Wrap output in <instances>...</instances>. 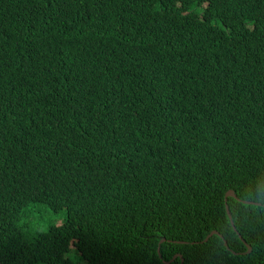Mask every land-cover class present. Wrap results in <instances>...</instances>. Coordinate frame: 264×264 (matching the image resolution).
<instances>
[{"label": "trees", "instance_id": "1", "mask_svg": "<svg viewBox=\"0 0 264 264\" xmlns=\"http://www.w3.org/2000/svg\"><path fill=\"white\" fill-rule=\"evenodd\" d=\"M0 264H264V0H0Z\"/></svg>", "mask_w": 264, "mask_h": 264}, {"label": "rangeland", "instance_id": "2", "mask_svg": "<svg viewBox=\"0 0 264 264\" xmlns=\"http://www.w3.org/2000/svg\"><path fill=\"white\" fill-rule=\"evenodd\" d=\"M29 209L31 215L27 221L31 226L40 230L46 229L49 225L58 221L65 220L67 217L66 209L54 212L45 204H33Z\"/></svg>", "mask_w": 264, "mask_h": 264}, {"label": "water", "instance_id": "3", "mask_svg": "<svg viewBox=\"0 0 264 264\" xmlns=\"http://www.w3.org/2000/svg\"><path fill=\"white\" fill-rule=\"evenodd\" d=\"M229 196H234V197H236V193H235V191L234 190H229L227 193H226V203H228V197ZM227 211H228V214H229V216H230V218H232V215H231V211H230V208H229V205L227 204ZM213 234H219V232L218 231H216V230H214V231H212L207 237H206V239H205V241H207ZM242 239H243V237L242 236H240ZM166 240V238H163L162 240H161V242L162 241H165ZM244 240V239H243ZM245 241V240H244ZM225 244L227 245V242L225 241ZM159 250H160V248H159ZM251 250H252V247H251V245H248V252H251ZM177 256H181L182 257V255L179 253V254H176L172 259H171V261L172 260H174ZM184 261V259H183V257H182V262ZM166 262H170V261H166Z\"/></svg>", "mask_w": 264, "mask_h": 264}]
</instances>
